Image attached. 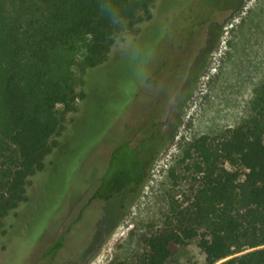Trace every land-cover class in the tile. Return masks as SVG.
Returning <instances> with one entry per match:
<instances>
[{"label": "trees", "instance_id": "16d2710c", "mask_svg": "<svg viewBox=\"0 0 264 264\" xmlns=\"http://www.w3.org/2000/svg\"><path fill=\"white\" fill-rule=\"evenodd\" d=\"M163 5L162 0H0V242L22 231L34 239L48 214L42 193L48 159L67 113L86 95L77 90L73 67L84 86L119 98L116 77L95 86L87 74L104 70L126 50L135 53L160 26V40L169 35L175 53L161 55L155 73L163 68L173 80L187 76L188 88L193 86L208 53L207 33L218 36L227 13L215 1L193 0L173 13L176 20L164 31L156 16ZM157 123L136 144L125 136L115 139L91 199L105 204L124 191L138 192L161 146ZM263 133L261 125L243 124L189 143L180 160L190 173L188 193L181 203L172 199V213L144 237L135 264H166L179 245L195 238L206 264H264ZM169 175L179 177L174 168ZM33 204L38 216L23 219L16 229ZM63 241L59 236L47 255L53 257Z\"/></svg>", "mask_w": 264, "mask_h": 264}, {"label": "rangeland", "instance_id": "374dc122", "mask_svg": "<svg viewBox=\"0 0 264 264\" xmlns=\"http://www.w3.org/2000/svg\"><path fill=\"white\" fill-rule=\"evenodd\" d=\"M162 1L156 16L167 31L176 20L173 13L193 0H172V6L170 0ZM211 1L227 17L218 36L217 31L209 32L204 66L193 86H186L190 92L183 93L178 108L171 109L170 103L176 94L181 96L183 76L173 80L162 73L163 68L155 73L161 55L175 53L169 35L160 40V26L139 42L135 53L126 50L104 70L87 74V81L95 86H106L109 77H116L119 98L84 86L81 72L73 67L77 90L83 88L86 95L67 113L59 144L48 159L42 186L48 214L34 239L22 231L0 242V264H38L46 245L60 233L63 246L52 264H65L77 255L83 259L86 249L93 252L84 264H135L144 237L172 213V199L181 203L188 193L190 173L180 160L189 143L200 135H221L243 124L264 128V0H241L232 13L228 9L234 0ZM166 117L169 123L164 122ZM153 121L158 122L156 146H161L138 192L124 191L105 204L91 199L115 139L125 136L136 144L151 132ZM172 168L179 174L175 181L169 175ZM34 207L22 213L16 229L23 219L38 216ZM166 264H206L198 238L179 245Z\"/></svg>", "mask_w": 264, "mask_h": 264}, {"label": "flooded vegetation", "instance_id": "af4514ba", "mask_svg": "<svg viewBox=\"0 0 264 264\" xmlns=\"http://www.w3.org/2000/svg\"><path fill=\"white\" fill-rule=\"evenodd\" d=\"M207 33V32H206ZM207 39L209 38V32L207 33ZM202 49V48H201ZM201 49L200 50H198L197 51V53L195 54V57L193 58V60H195V58H197V57H199V55H200V51H201ZM195 62H196V60L193 62V64H195ZM193 75H194V73H192L191 74V78L193 77ZM187 76H185V78H183V83H182V86H180L179 88H178V93H180L181 92V96H180V98H178V96H177V94H176V96L174 97V100H173V102H171L170 103V108L171 109H173L174 107H176V108H178L179 106H180V104H182V99H184V97L186 96V95H183V93L185 92H187V90H186V86H187ZM179 105V106H178ZM174 113V112H173ZM169 120H170V118L168 117H166V120H164V122H167V123H169ZM59 236H63V240H64V234L63 233H60L53 241H51L48 245H46V247L44 248V250H43V252L41 253V256H40V258H38V260L39 259H41L40 260V262H38V264H52L53 263V261L55 260V257H56V255H57V253H58V251L60 250V249H58L57 251H56V253H55V255L53 256V257H50L49 255H47V252H48V247L59 237ZM101 240V239H100ZM100 243L101 242H99V244L98 245H100ZM63 246V245H62ZM95 250V249H94ZM85 252V254H86V256H83V259L81 258V255H77L75 258H68L67 260H66V262H65V264H84L85 263V261L87 260V258H88V256H89V254L90 253H92V252H87L88 250L86 249V250H84Z\"/></svg>", "mask_w": 264, "mask_h": 264}]
</instances>
